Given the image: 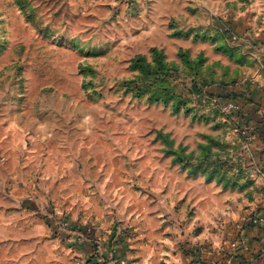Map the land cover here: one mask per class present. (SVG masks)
I'll return each instance as SVG.
<instances>
[{
	"label": "rangeland",
	"instance_id": "1",
	"mask_svg": "<svg viewBox=\"0 0 264 264\" xmlns=\"http://www.w3.org/2000/svg\"><path fill=\"white\" fill-rule=\"evenodd\" d=\"M132 8L0 0V264H80L61 232L91 222L92 197L119 225L158 189L178 210L183 176L264 189L244 136L196 90L264 74V40L200 6L168 24ZM247 14L264 25V5Z\"/></svg>",
	"mask_w": 264,
	"mask_h": 264
},
{
	"label": "crops",
	"instance_id": "2",
	"mask_svg": "<svg viewBox=\"0 0 264 264\" xmlns=\"http://www.w3.org/2000/svg\"><path fill=\"white\" fill-rule=\"evenodd\" d=\"M103 1L114 8L124 2ZM261 5L264 0H138L132 9L140 17L147 15L155 20L161 14L168 24L186 9L200 6L220 17L239 36L249 32L254 39L264 40V25H257L247 14ZM243 8L246 11H237ZM261 74L234 88L214 86L208 91L242 96L239 103L257 134L252 153L257 164L264 168V74ZM247 163L250 167L251 162ZM182 181L178 210L174 202L169 205L171 195L158 189L154 203L146 198L138 208L128 203L118 214L123 223L119 225H114L115 213L103 209L102 198L92 197L91 222L75 216L61 232L65 244L74 250L82 264H264V224L252 222L256 208L261 207L257 213L264 216V204H257L264 201V189H257L258 184L246 191L227 189L225 184L204 177L183 176ZM164 201L169 211H164ZM61 221L57 223L59 226L63 225ZM128 228L133 233L128 234ZM99 255L103 258L101 263L97 261Z\"/></svg>",
	"mask_w": 264,
	"mask_h": 264
},
{
	"label": "built area",
	"instance_id": "3",
	"mask_svg": "<svg viewBox=\"0 0 264 264\" xmlns=\"http://www.w3.org/2000/svg\"><path fill=\"white\" fill-rule=\"evenodd\" d=\"M128 2L129 5L133 6L138 2V0H128ZM202 98L211 100L220 109V111L224 113V115L235 126V128L244 136L247 141L248 150L250 152V158H248V160L251 162V166L264 176V168L257 164L252 153V143L255 140L257 134L254 128L248 124L243 109L232 99H222L217 96L210 97L205 91L202 93ZM252 222L255 225L264 224V216H262L260 213H255L252 216ZM97 252L100 253L99 248ZM97 261L98 263H101L103 258L99 255L97 256ZM80 264L82 263L80 262Z\"/></svg>",
	"mask_w": 264,
	"mask_h": 264
},
{
	"label": "trees",
	"instance_id": "4",
	"mask_svg": "<svg viewBox=\"0 0 264 264\" xmlns=\"http://www.w3.org/2000/svg\"><path fill=\"white\" fill-rule=\"evenodd\" d=\"M238 85V82H233L231 83L230 85H217V86H220V87H228V88H234ZM213 86H207V85H200V86H196V90L197 92H200L201 94L205 91L210 97H220L222 99H225V98H229V99H232L234 100L242 109V105L239 103L240 102V99H242V96L237 94V93H231L229 95H219V94H216V93H213L211 91H208L209 88H212ZM240 98V99H239Z\"/></svg>",
	"mask_w": 264,
	"mask_h": 264
}]
</instances>
